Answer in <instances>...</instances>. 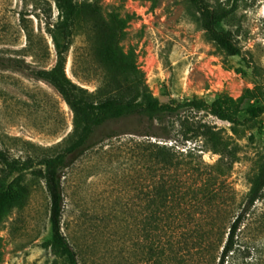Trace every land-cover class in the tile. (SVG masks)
Instances as JSON below:
<instances>
[{"label":"rangeland","instance_id":"374dc122","mask_svg":"<svg viewBox=\"0 0 264 264\" xmlns=\"http://www.w3.org/2000/svg\"><path fill=\"white\" fill-rule=\"evenodd\" d=\"M77 1L67 72L93 99L200 97L227 115L182 106L157 119L158 136L107 138L65 167L62 225L78 263L264 264V189L224 256L264 164V0ZM227 11L215 25L225 44L207 23ZM60 19L57 0H0V149L35 161L0 189V264H69L52 245L39 161L75 136L76 115L35 73L57 63Z\"/></svg>","mask_w":264,"mask_h":264},{"label":"trees","instance_id":"16d2710c","mask_svg":"<svg viewBox=\"0 0 264 264\" xmlns=\"http://www.w3.org/2000/svg\"><path fill=\"white\" fill-rule=\"evenodd\" d=\"M61 11V19L55 23L53 35L62 41L58 49V60L52 68H42L35 71L36 75L51 81L65 96L75 111V136L70 142L54 153L40 159L39 163L46 166L48 187L52 196L51 221L53 229L52 245L57 254L66 258L69 264H79L76 252L70 244L63 230V215L65 209L64 168L73 164L87 150L96 146L107 138H113L126 132L140 135H155L153 128L157 119H163L170 111L178 110L182 106H193L210 110L220 116H227L216 109L205 98L194 97L188 101L175 103L162 102L157 98L146 100H124L114 95L102 99H93L89 90L73 80L67 72L68 54L73 43L75 14L78 7L77 0H57ZM228 15L227 12L214 14L215 19L207 26L216 32V38L226 44L228 33L216 29L215 25ZM223 117L236 121L234 115ZM133 122L144 123L143 129H129ZM138 130V131H134ZM143 145V142H138ZM159 143H157L158 145ZM0 157L5 162L7 171L0 177V189L5 180L15 172L22 171L35 165L33 159L21 161L11 159L0 149ZM264 189V164L257 172L249 194V201L243 213L234 219L229 236L224 247V256L233 250L235 238L248 210L261 196Z\"/></svg>","mask_w":264,"mask_h":264}]
</instances>
